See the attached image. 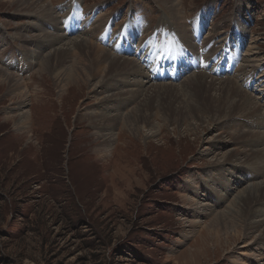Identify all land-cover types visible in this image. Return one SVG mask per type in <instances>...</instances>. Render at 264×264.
<instances>
[{
	"label": "rangeland",
	"instance_id": "374dc122",
	"mask_svg": "<svg viewBox=\"0 0 264 264\" xmlns=\"http://www.w3.org/2000/svg\"><path fill=\"white\" fill-rule=\"evenodd\" d=\"M47 1L50 17L0 0V69L29 93L20 108L28 118L16 129L19 110L0 84V264H235L236 257L263 264L252 254L264 224L246 223L257 220L251 211L264 195L258 201L246 190L264 170L249 165L255 152L231 157L251 147L250 135L238 142L228 130L264 132V0ZM198 18L205 22L197 31ZM60 33L132 58L149 83L127 76L129 88L150 96L105 101L110 93L93 91L97 76L58 90L54 76L65 59L56 57L51 72L34 70ZM220 48L242 52L237 67L222 63ZM176 69L182 78H159ZM200 73L206 81L231 79L260 114L215 105L189 78ZM212 86L216 98L225 95ZM223 113L235 122L228 125ZM201 233L221 242L206 246Z\"/></svg>",
	"mask_w": 264,
	"mask_h": 264
},
{
	"label": "bare ground",
	"instance_id": "6f19581e",
	"mask_svg": "<svg viewBox=\"0 0 264 264\" xmlns=\"http://www.w3.org/2000/svg\"><path fill=\"white\" fill-rule=\"evenodd\" d=\"M8 1L11 4L13 3L14 5H16L17 10L19 12H24V13H28V14H31V13H33V14L34 13L35 14H47L48 11L50 10V3L47 0H8ZM166 1L172 2V0H166ZM167 2H166V4H167ZM173 3H174V5L169 4V6H171L172 10L176 9V6H177L176 2H173ZM173 3H171V4H173ZM176 11H177V9H176ZM46 16L50 17L51 14H47ZM53 19H55V18H53ZM133 22H136V21H133ZM74 30L75 29H72V30L66 29L67 35L70 31H74ZM47 34L49 35L50 33H47ZM136 34L137 33H134L133 37H137L138 34L137 35ZM104 35H106V34H104ZM54 42H55L54 43V49L50 52H47L46 54L43 53L44 56L39 57L37 59L40 64L34 70V73L49 71L50 68H52V66L55 64L56 60L58 59V58L55 59L56 57L62 58V61H63V59H65V62H67L66 66L62 69V71L58 72V75L54 76L55 79L59 82L58 83V88H59L58 90L63 91L64 89H66L65 87H67L70 84L71 85H77L78 83H84L89 78H95L97 76L96 78H98V80L95 84V88L93 89V91H97L100 94L110 93V94H106V96H103V100H105V101L106 100L112 101V100L118 99L119 97H122V96H124V98L125 97L127 98V97H129V95L131 96V98L132 97L137 98L139 96V99L143 95L145 97L146 94L150 96L151 93L149 91H148V93H144L145 90L143 89V87L138 88L136 90L129 88L130 87L129 85L132 83H130V79H128L127 76H133L134 78L135 77L137 78L138 75L142 76L143 80H141V84H140V81L138 79L134 80L132 78L133 79L132 81H136L135 84H137V85H143L144 86L145 84L149 83L146 80V76L143 73L141 66H139L138 63L135 62L132 58H127V57L120 58L118 56H115V55L111 54L110 51L107 50L106 48H103L102 46L97 45L96 43L90 41L89 38L85 39V37H83V38L82 37L73 38V37H69V36L65 37L64 33H60L54 39ZM110 43L111 42L109 41L108 46L110 45ZM123 49L125 51V48H123ZM128 52H126V53H128ZM32 61L33 60L31 59L30 62H32ZM51 71H52V69L50 70V72ZM173 74L176 75L178 73H173ZM169 75H172V74H170V73L165 74V76H167V77H169ZM205 77L206 76L202 75L201 73L199 75H197L196 77L189 76L190 80L192 79L195 82H197L198 86L200 85V86L205 87L207 93L209 94L208 96H209L210 101L213 103H216L215 105L220 104V102H222V104H224V102H225V105L227 107H229V104H236L235 106H231V108H229L227 110L232 113L235 111L234 109H238L239 111H241V113L239 114L241 116H246V115L247 116H251V115L257 116L258 114H260L259 113V104L255 101H253V99L251 98L252 96L250 97L245 92L240 91L236 87V85L232 81H230L231 79L225 80V81H222V80L216 81V80H214L215 79L214 78L211 81H206ZM159 78H163V74ZM93 80H95V79H93ZM19 81L20 80L15 79L14 76L10 72H6V71L0 69V84H4V86H6L5 90L7 92H9L10 94H12L10 96V99L12 100L14 105L12 104L13 107H11V108L14 110H19L18 112H15L13 114L14 116H16L14 121H12L13 126L16 129L21 128L23 125L25 126L26 117L28 118L26 111H23L20 108H22L21 105L23 104V101L25 100L26 95H28L29 93L22 88V86H24V85H22ZM29 81H30V78H29ZM53 81H55V80H53ZM186 81H188V80L186 79ZM214 83L218 84L217 87L219 88V90L222 93L225 92V95L222 96L223 99H222V97L216 98L215 94H217V93H211V89H212L211 87H213L212 85ZM205 84H207V85H205ZM218 95H220V94H218ZM144 97H143V99H144ZM147 99H146V101H147ZM190 99H192V97H190ZM196 101H198V100H196ZM102 102H103V104L105 103L104 101H102ZM108 105L114 106V104H109V103H108ZM194 106L192 107L193 109L196 108V111L200 110V109H197L198 107H200L199 104L195 103ZM142 107H144V106H142ZM137 108H139V106ZM192 108L191 107L188 108L191 111V112L189 111V114L193 113ZM10 117H12V116H10ZM223 117H224L223 119L227 120L226 123L228 125L230 122H235V119H236V118L231 119L228 114H224ZM127 118L128 117H126V120H127ZM232 126H236V125H232ZM239 127H241V126H239ZM239 127H238V129H239ZM220 128L223 129L222 130L223 132H225V130H226L225 126L221 125ZM230 130H231V128L228 130V133L231 135L230 136L231 139H233L234 141H238V142H242V140L237 139L238 137L243 136L244 134L248 133L250 135L249 143L251 146L249 148H246L243 152H241V153L239 152V154H236L235 152H233V154H232L233 156H231V157L236 156L237 157L236 159L242 160L243 157L248 156L249 151L255 152L253 154V156H251V158H250V156L247 157L249 159L247 161L251 162L249 164L250 166H252L254 168L262 166L263 170H264V150L257 151L256 149H254L255 146L259 145V143L264 142V132L260 131V130H255V131L246 130V131H244V129L243 130H236L237 132L233 131V130L230 131ZM234 130H235V128H234ZM105 134H106V136H108L109 132L105 133ZM105 134L102 133V136H105ZM121 135L122 134H120V135L118 134L117 138H119ZM104 143L105 144L103 145V147H107L109 144L108 142H104ZM241 154H242V156H241ZM211 181L212 182L214 181V176L211 177ZM263 192H264V177L258 183H251L248 186V189L246 190V194H252V195L256 196L257 200L260 197V195L261 196L264 195ZM257 200L255 201L254 205L259 201V200L258 201ZM251 215H254V217H257V220H254L252 222H247L246 224L248 225V229L250 228V229L257 230V228H259L262 224H264V203L263 202L257 203L255 205V208L252 209ZM247 221H249V219ZM208 235H209V233H207V234L201 233L200 234V237H201L200 241L205 243L206 246L211 241H212L211 242L212 244L214 243V241H215V243L219 242V237L217 235L212 236L213 233H212V235H210L211 237H209ZM261 247H264V232L259 235L258 243L256 246L254 245V247H253V251H254L253 253L254 254H252L254 257H261V259L264 260V251L262 250L263 248H261ZM204 254H207V253L205 252ZM200 255H202V254H200ZM232 257H234V256H232ZM239 258L236 257V259H235L236 263L235 264L239 263ZM245 259H247V258H245Z\"/></svg>",
	"mask_w": 264,
	"mask_h": 264
}]
</instances>
